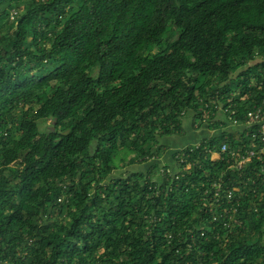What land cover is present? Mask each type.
Here are the masks:
<instances>
[{
    "label": "trees",
    "instance_id": "16d2710c",
    "mask_svg": "<svg viewBox=\"0 0 264 264\" xmlns=\"http://www.w3.org/2000/svg\"><path fill=\"white\" fill-rule=\"evenodd\" d=\"M259 106L264 0H0V264H264Z\"/></svg>",
    "mask_w": 264,
    "mask_h": 264
},
{
    "label": "crops",
    "instance_id": "0c3cea01",
    "mask_svg": "<svg viewBox=\"0 0 264 264\" xmlns=\"http://www.w3.org/2000/svg\"><path fill=\"white\" fill-rule=\"evenodd\" d=\"M184 121H185L184 122L185 132L183 133L184 136L181 135L183 139L182 138L178 139L177 137H175L177 138L176 140L166 138L169 142L166 141L168 142V144H166L167 149L165 150L164 156L161 157L160 161L170 160L171 156L173 155V152H175L177 149H180L184 145L196 143L201 138L214 136L220 133L221 130L222 131L224 130V129L211 126V124H209L207 121L203 123H198V125L193 124L194 121L192 117H188L187 119H184ZM196 122H199V121H196ZM235 129L236 128L233 126L229 127L230 131H234ZM151 163L152 162H150V164ZM146 167H147V164H145V168Z\"/></svg>",
    "mask_w": 264,
    "mask_h": 264
},
{
    "label": "built area",
    "instance_id": "2783aa9c",
    "mask_svg": "<svg viewBox=\"0 0 264 264\" xmlns=\"http://www.w3.org/2000/svg\"><path fill=\"white\" fill-rule=\"evenodd\" d=\"M15 14H16V11L15 10H12L10 17L13 18L15 16ZM247 116H248V118L246 119L245 123L246 124H257L258 125V130H257L258 132L255 135V137L257 136V137L261 138V140L264 141V108L262 106H259V107L255 108L254 110L249 111L247 113ZM191 117L193 118L192 115H191ZM208 118H209L208 117V114L206 113V115L201 119V121L196 122L194 124H197L198 125V123L206 122ZM222 119L225 120L226 117H223ZM236 123H238V122H233V125H236ZM220 151H222L223 153H226L228 151V146L225 143L222 144L221 145V148H220ZM263 152H264V147H259L258 154L259 153L262 154ZM246 153H247V156L246 157L243 156L237 162V166L238 167H241V165L243 164V162L249 160L250 159V156L254 155L256 152H255V149H251V150H248ZM230 154L233 156V155H235V152L230 151ZM218 155H219L218 152H216V154H214V156H218ZM215 184H216L217 187L220 186L218 183H215ZM229 193H230L229 196L232 195V192L231 191ZM215 196H217V194H215Z\"/></svg>",
    "mask_w": 264,
    "mask_h": 264
},
{
    "label": "rangeland",
    "instance_id": "374dc122",
    "mask_svg": "<svg viewBox=\"0 0 264 264\" xmlns=\"http://www.w3.org/2000/svg\"><path fill=\"white\" fill-rule=\"evenodd\" d=\"M188 117H191V115L190 114H187L185 117H184V119H187ZM183 119V120H184ZM186 121V120H185ZM184 121V122H185ZM184 126H185V124H184ZM182 136H184L183 134H182ZM181 135H178V134H176V135H173V136H171V137H168V138H170V139H180V138H182L183 139V137H182ZM175 137H177V138H175ZM164 141H168V140H164ZM174 141V140H173ZM161 142H163V141H161ZM169 142V141H168ZM168 142H165L166 144H168ZM164 153H165V150H163V152L161 153L162 155L161 156H164ZM145 169H147V168H145V164L143 163V164H132V165H128V166H126V167H124V168H121V169H118V170H115L114 172H113V175L114 176H116V175H119V174H121V175H125V174H127L128 172L130 173V172H133V171H144Z\"/></svg>",
    "mask_w": 264,
    "mask_h": 264
}]
</instances>
